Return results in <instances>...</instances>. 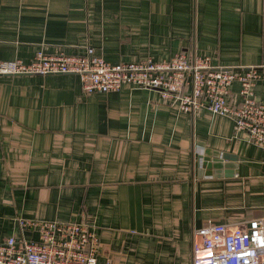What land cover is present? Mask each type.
<instances>
[{"label":"crops","instance_id":"obj_1","mask_svg":"<svg viewBox=\"0 0 264 264\" xmlns=\"http://www.w3.org/2000/svg\"><path fill=\"white\" fill-rule=\"evenodd\" d=\"M89 48L112 63L184 52L260 66L264 103V0H0V60ZM204 150L249 161L198 176ZM19 218L92 220L101 264H191L204 224H264V147L230 117L183 113L157 90L87 94L76 74L0 76V241L37 237Z\"/></svg>","mask_w":264,"mask_h":264},{"label":"built area","instance_id":"obj_2","mask_svg":"<svg viewBox=\"0 0 264 264\" xmlns=\"http://www.w3.org/2000/svg\"><path fill=\"white\" fill-rule=\"evenodd\" d=\"M27 74H76L87 94L119 91L124 86L157 90L183 113L206 108L230 117L237 131L264 147V103L254 92L262 77L260 66H215L209 56L184 52L165 60L112 63L90 48L82 55L40 50L30 62L0 60V76ZM234 83L239 84L238 96L232 92ZM17 223L37 237L9 236L0 241V264H101V237L92 220L19 218ZM191 264H264L263 220L252 219L247 227L204 224L194 233Z\"/></svg>","mask_w":264,"mask_h":264},{"label":"water","instance_id":"obj_3","mask_svg":"<svg viewBox=\"0 0 264 264\" xmlns=\"http://www.w3.org/2000/svg\"><path fill=\"white\" fill-rule=\"evenodd\" d=\"M249 161L245 158L224 153L221 151L204 150L196 156V165L198 176L212 175L215 177L222 176L223 169H229L230 172H225L226 175H232L237 167V162Z\"/></svg>","mask_w":264,"mask_h":264}]
</instances>
